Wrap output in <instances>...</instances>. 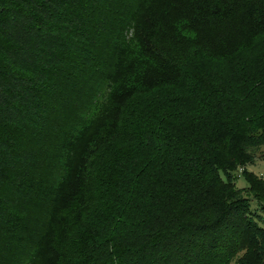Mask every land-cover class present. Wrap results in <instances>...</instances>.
<instances>
[{
    "label": "trees",
    "instance_id": "1",
    "mask_svg": "<svg viewBox=\"0 0 264 264\" xmlns=\"http://www.w3.org/2000/svg\"><path fill=\"white\" fill-rule=\"evenodd\" d=\"M253 53V72L213 91L226 111L250 77L252 116L208 118L151 160L110 153L94 187L92 161L129 140L135 99L181 87L192 63L232 70ZM263 149L264 0H0V264H264V180L239 173ZM94 204L106 220L138 214L104 249L84 229Z\"/></svg>",
    "mask_w": 264,
    "mask_h": 264
},
{
    "label": "rangeland",
    "instance_id": "2",
    "mask_svg": "<svg viewBox=\"0 0 264 264\" xmlns=\"http://www.w3.org/2000/svg\"><path fill=\"white\" fill-rule=\"evenodd\" d=\"M254 54L255 53L251 54L250 60L239 61L238 66L232 68V70L229 69V65L223 66L222 64L212 63L209 61H198V63H192L189 67L190 74L186 82L181 87L164 89L156 93L135 99L130 107L131 109H129L126 119L128 123L126 133L129 135V140L123 143L112 142L109 145L107 144L105 146V151L99 153V156L94 158V160L92 161L90 174L93 178L94 187L98 188L99 184L103 186V184L98 179H101L104 175V164L107 163L108 160H110V153H113L115 151H131V154L139 153L138 155L140 156L143 148L144 150H147V156L151 160L156 157V153H158L159 150L161 151L164 148L167 149L171 143L176 141L177 138L180 137L178 136L179 134L184 135L196 132L197 125L201 124L200 122L202 121H208L207 123H209L208 118L211 119L213 116L214 120H216V116L222 118L223 114L228 111L227 116L229 119L237 117L240 119V121H246V118L248 119V117L252 116L251 107H249L251 103L250 100L252 99L244 98L246 95L244 89L249 87L250 77L248 79L247 77H245V80L243 81H234V85L230 89V95H232L235 102L228 101V105L225 104L227 106L226 111H219V108L216 105H218L217 103L220 104V102H218L220 97H215V92L213 93V91L215 89H219V86H222L221 76L223 75L224 78H226V74L228 77L232 74H234V76L242 75L243 72L241 71L243 67H247V70L253 72L256 66V59L254 60V58L256 57H254ZM247 63H249V65H247ZM200 81H202V83L204 84L202 95L198 92L199 88H197L198 86H200ZM245 81L246 83L244 84V86H242L241 84ZM138 109L141 110V115L139 111L137 112ZM210 111H212L213 114H210ZM208 112L209 115L207 117ZM229 113L232 115H229ZM154 115L164 118V131L161 130L160 132L162 133L157 136L150 133L154 130V128H152V118ZM134 122L139 125L138 127L140 130L149 132L150 135H146V137H139L137 129H132L134 127H132L131 124H133ZM145 138L148 139V141H145ZM161 156L152 162V165H154V170L156 168H158L159 170L160 164L162 163ZM133 163L136 165V167H138L137 161H134ZM245 168H247V170L251 172L252 175H255L256 177L264 180V155L260 156L259 154L257 156H254L247 167H240L239 173H242ZM158 170H156L155 173H157ZM231 179L232 182L236 183L237 189L245 188L248 186L247 179L244 174L239 176L238 179H234V176ZM144 192L145 189L143 188L142 193H140L139 196L144 198L147 194V192ZM124 193L126 194V198H132L127 194V191H125ZM248 193L249 192L245 189L243 190V194ZM98 196V194H95V198H98ZM254 209L258 211L259 214H262L264 218V211L260 209V207H254ZM130 212L131 210H128L125 212V214H120L115 211L111 219L106 220V218L104 219V215L103 219L101 218L100 208L96 207L94 204L90 208L89 215L84 223V229L90 227L89 223L93 222V228L95 230H98V234H101L103 238L102 239L100 236L98 237L100 248L104 249L102 241H107L109 243L110 241L108 238L110 235H117L120 234V231H122L121 225L120 229H117L119 221L122 222L133 220L134 217L135 219H137L136 216L138 214L136 213V210L131 214ZM124 262L126 263L127 260H125Z\"/></svg>",
    "mask_w": 264,
    "mask_h": 264
}]
</instances>
